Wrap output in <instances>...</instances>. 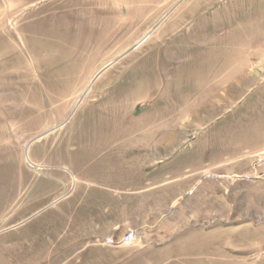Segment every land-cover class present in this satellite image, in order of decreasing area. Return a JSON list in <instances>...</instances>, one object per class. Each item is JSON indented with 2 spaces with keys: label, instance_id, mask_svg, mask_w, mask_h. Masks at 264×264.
<instances>
[{
  "label": "rangeland",
  "instance_id": "1",
  "mask_svg": "<svg viewBox=\"0 0 264 264\" xmlns=\"http://www.w3.org/2000/svg\"><path fill=\"white\" fill-rule=\"evenodd\" d=\"M192 1L0 0V264H264V164L248 179L217 173L233 160L218 167L193 141L225 112L186 111L185 87L169 102V56L190 24L223 32L219 2L183 17ZM249 67L260 77L248 113L264 62ZM126 74L140 75L139 99L117 95ZM114 172L105 214L94 196ZM217 233L221 244L193 250Z\"/></svg>",
  "mask_w": 264,
  "mask_h": 264
},
{
  "label": "crops",
  "instance_id": "2",
  "mask_svg": "<svg viewBox=\"0 0 264 264\" xmlns=\"http://www.w3.org/2000/svg\"><path fill=\"white\" fill-rule=\"evenodd\" d=\"M214 1L216 0H193V5L191 8L186 7L183 17L188 18L189 15L195 14L203 15L204 13L198 11L200 7H197L196 4L200 2L201 5L212 6ZM217 1L220 4L218 15L222 18L216 28L222 27L223 32L212 37L215 32L213 24H204L203 22L190 24V34L185 32L187 37L184 38L183 50H180L182 45L178 46L179 50L178 47H175L169 56L170 62H174V65L168 67L169 102L173 104L171 109L176 110L177 88L185 87L186 111L206 110L210 114L224 111V117H213L204 123L203 126L206 128L207 134L201 142L193 141L194 149L197 148V143H200V148L207 152V158L216 161L218 167H221L220 162L223 160H233L232 171H218L217 173L239 175L240 179H248L252 178L251 175L264 164L262 162L264 121L259 118L260 107L258 106L264 100V93L262 97L256 96V101L250 107L249 113L244 109L248 98L252 95L251 92L257 88L254 85L255 80L260 77L258 76L260 73L255 69H250L249 64L264 62V0ZM158 27L159 25L154 27L153 32ZM171 31H176V29L169 27L162 29V32L166 33ZM162 67L160 64L157 68ZM103 74L109 75V71L105 70ZM150 75L155 78L154 66L148 76L144 74V77L148 78ZM139 78L138 74L123 76L121 84L118 86L121 90L117 94L124 97L120 98L121 101L123 99L128 101L139 99L136 97L146 89V87L141 89L133 85L134 80ZM188 89H191V97L200 96L198 101L190 102V106ZM197 103H200V106H196ZM112 142L136 143L137 140L133 137L119 135L112 139ZM118 153H120V157L114 156L109 161H105L106 175L109 170L114 169V164L117 165L116 168L123 164L122 161H117L119 158L123 159V152ZM109 175V177H105L108 184H103L106 188L102 184H98L101 188H96L97 192L94 196V207L104 204L105 214H107L106 208L109 206L108 191L112 190L114 186H120L116 185L114 181L116 173ZM95 186H97L96 182ZM61 201L49 205V208L55 207ZM93 213L90 210L91 219L94 222L97 220ZM209 240V243L201 244L200 247L194 246L193 250L205 252L211 249L215 243L216 245L221 244L224 237L221 233H217Z\"/></svg>",
  "mask_w": 264,
  "mask_h": 264
},
{
  "label": "built area",
  "instance_id": "3",
  "mask_svg": "<svg viewBox=\"0 0 264 264\" xmlns=\"http://www.w3.org/2000/svg\"><path fill=\"white\" fill-rule=\"evenodd\" d=\"M262 162L264 163V154H263ZM123 239L128 244L133 243L136 239V232L133 229H128Z\"/></svg>",
  "mask_w": 264,
  "mask_h": 264
},
{
  "label": "bare ground",
  "instance_id": "4",
  "mask_svg": "<svg viewBox=\"0 0 264 264\" xmlns=\"http://www.w3.org/2000/svg\"><path fill=\"white\" fill-rule=\"evenodd\" d=\"M151 35V32L147 33L144 38L135 46L136 48H138L141 44H143ZM30 162V161H29Z\"/></svg>",
  "mask_w": 264,
  "mask_h": 264
},
{
  "label": "water",
  "instance_id": "5",
  "mask_svg": "<svg viewBox=\"0 0 264 264\" xmlns=\"http://www.w3.org/2000/svg\"><path fill=\"white\" fill-rule=\"evenodd\" d=\"M152 32H153V30L151 31V34H152ZM102 72H103V71H102ZM102 72H101V73H102ZM101 73H99V74H101ZM99 74H98V75H99ZM97 77H98V76H97Z\"/></svg>",
  "mask_w": 264,
  "mask_h": 264
}]
</instances>
